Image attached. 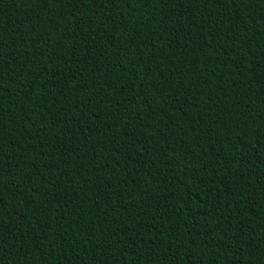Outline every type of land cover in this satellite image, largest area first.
<instances>
[{
  "label": "trees",
  "instance_id": "obj_1",
  "mask_svg": "<svg viewBox=\"0 0 264 264\" xmlns=\"http://www.w3.org/2000/svg\"><path fill=\"white\" fill-rule=\"evenodd\" d=\"M0 264H264V0H0Z\"/></svg>",
  "mask_w": 264,
  "mask_h": 264
}]
</instances>
